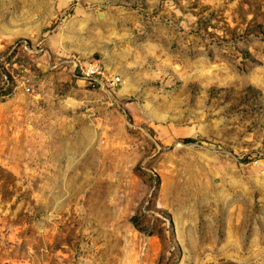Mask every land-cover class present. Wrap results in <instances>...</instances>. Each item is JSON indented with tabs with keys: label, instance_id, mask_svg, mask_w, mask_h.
Here are the masks:
<instances>
[{
	"label": "rangeland",
	"instance_id": "rangeland-1",
	"mask_svg": "<svg viewBox=\"0 0 264 264\" xmlns=\"http://www.w3.org/2000/svg\"><path fill=\"white\" fill-rule=\"evenodd\" d=\"M0 264H264V0H0Z\"/></svg>",
	"mask_w": 264,
	"mask_h": 264
},
{
	"label": "built area",
	"instance_id": "built-area-1",
	"mask_svg": "<svg viewBox=\"0 0 264 264\" xmlns=\"http://www.w3.org/2000/svg\"><path fill=\"white\" fill-rule=\"evenodd\" d=\"M73 64L74 74L85 78L93 86H114L121 80L119 75L109 72L100 57L74 58ZM28 89L30 88L28 87Z\"/></svg>",
	"mask_w": 264,
	"mask_h": 264
},
{
	"label": "trees",
	"instance_id": "trees-1",
	"mask_svg": "<svg viewBox=\"0 0 264 264\" xmlns=\"http://www.w3.org/2000/svg\"><path fill=\"white\" fill-rule=\"evenodd\" d=\"M199 140H200L199 138H195V137L185 138V141L187 142H198Z\"/></svg>",
	"mask_w": 264,
	"mask_h": 264
}]
</instances>
